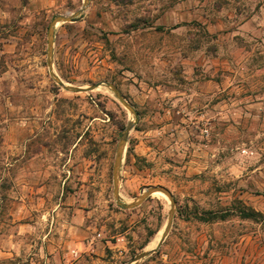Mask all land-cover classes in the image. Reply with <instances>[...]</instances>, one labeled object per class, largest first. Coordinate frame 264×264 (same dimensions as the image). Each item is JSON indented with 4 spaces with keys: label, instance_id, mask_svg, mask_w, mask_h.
I'll return each instance as SVG.
<instances>
[{
    "label": "rangeland",
    "instance_id": "374dc122",
    "mask_svg": "<svg viewBox=\"0 0 264 264\" xmlns=\"http://www.w3.org/2000/svg\"><path fill=\"white\" fill-rule=\"evenodd\" d=\"M82 4L0 0V264H40V209L56 236L85 218L79 264H127L169 219L163 194L130 210L113 198L133 116L104 86L75 93L49 75V25ZM77 18L54 28L53 74L111 84L134 108L121 202L164 187L175 203L164 242L137 264H226L247 242L264 249V0H88ZM194 82L205 98L187 97Z\"/></svg>",
    "mask_w": 264,
    "mask_h": 264
},
{
    "label": "crops",
    "instance_id": "0c3cea01",
    "mask_svg": "<svg viewBox=\"0 0 264 264\" xmlns=\"http://www.w3.org/2000/svg\"><path fill=\"white\" fill-rule=\"evenodd\" d=\"M215 72L216 70L212 71L211 76ZM208 82L213 84L212 88H215V84L217 85L215 82ZM192 88L193 90H190L191 95L187 96L189 99L206 97L198 92L200 87L197 82H194ZM46 215H50V212L46 208L40 209V219L44 218L46 220L45 229L40 230V264H79L80 252H87L91 241L89 240L90 234L87 233L85 218L79 219V216H73L69 224L62 225L59 235L56 236L55 224L57 221H54V218L47 219ZM81 224H83L82 228L79 227ZM239 250V253L228 258L226 264H231L236 258L239 261L245 258L251 261L250 264H264V249L259 247L256 241L247 242Z\"/></svg>",
    "mask_w": 264,
    "mask_h": 264
},
{
    "label": "water",
    "instance_id": "95a60500",
    "mask_svg": "<svg viewBox=\"0 0 264 264\" xmlns=\"http://www.w3.org/2000/svg\"><path fill=\"white\" fill-rule=\"evenodd\" d=\"M88 4V0H83L82 4V9L79 13H76L74 15H66V16H58L55 17L52 22L49 25L48 28V34H47V60H48V72L50 77L55 81L56 85L59 86L60 88L70 91V92H75V93H82V92H89L96 90L102 86L106 87L109 89L113 95L116 97V99L120 102L122 107H124L134 118L133 122L128 123V125L125 127L124 131L122 132L121 138L118 142L117 149H116V157L113 165V171H112V185H113V191L112 195L115 200V203L118 207H121L126 210L134 209L140 206L148 197L152 196L153 194L159 193L165 195L168 200L170 201V212H169V219L167 221L166 227L160 237V240L154 247V249L146 252H141L140 254L136 255L129 263L127 264H137L138 262L146 259L148 256L151 254L157 252V250L160 248L162 243L164 242L167 232L169 231L172 220H173V215H174V200L170 192L165 189L164 187H152V188H147L144 192L141 193L140 197L133 203L129 204H123L121 202V199L119 197V185H118V171L120 169V165L122 162V158L124 155L125 151V146L127 142L128 135L130 131L133 129L134 125L137 122V114L134 110V108L125 100V98L122 96V94L111 84H104V83H95L91 84L87 87H73V86H67L64 82H62L60 79H58L52 72V46H53V31L54 28L58 24H71L77 21V16L83 12Z\"/></svg>",
    "mask_w": 264,
    "mask_h": 264
},
{
    "label": "trees",
    "instance_id": "16d2710c",
    "mask_svg": "<svg viewBox=\"0 0 264 264\" xmlns=\"http://www.w3.org/2000/svg\"><path fill=\"white\" fill-rule=\"evenodd\" d=\"M253 216H254V213H252V214H247V215H246V214H243L241 218H242V219H251V218H253Z\"/></svg>",
    "mask_w": 264,
    "mask_h": 264
},
{
    "label": "bare ground",
    "instance_id": "6f19581e",
    "mask_svg": "<svg viewBox=\"0 0 264 264\" xmlns=\"http://www.w3.org/2000/svg\"><path fill=\"white\" fill-rule=\"evenodd\" d=\"M155 245H156V242L154 243L153 247H155Z\"/></svg>",
    "mask_w": 264,
    "mask_h": 264
}]
</instances>
